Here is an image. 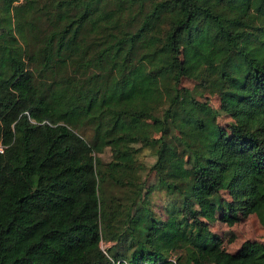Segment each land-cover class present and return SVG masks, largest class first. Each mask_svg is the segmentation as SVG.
<instances>
[{
  "label": "trees",
  "instance_id": "16d2710c",
  "mask_svg": "<svg viewBox=\"0 0 264 264\" xmlns=\"http://www.w3.org/2000/svg\"><path fill=\"white\" fill-rule=\"evenodd\" d=\"M0 30V264H264L211 226H264V0H0ZM142 149L189 175L146 188Z\"/></svg>",
  "mask_w": 264,
  "mask_h": 264
},
{
  "label": "rangeland",
  "instance_id": "374dc122",
  "mask_svg": "<svg viewBox=\"0 0 264 264\" xmlns=\"http://www.w3.org/2000/svg\"><path fill=\"white\" fill-rule=\"evenodd\" d=\"M10 39L8 36L1 32L0 30V42H9ZM183 82L186 85H190V81ZM210 103L216 107L217 101L214 98L210 99ZM218 122L224 123L227 121V117L219 116L217 118ZM136 141L132 144L136 145ZM103 158H107V151H104L102 154ZM137 161L145 165L143 169L139 171V180H145L146 188H151L155 182L157 176H161L163 179L170 182L176 183L181 177L189 175V165L185 162H181L180 166L177 168L162 167L155 170H148V167L152 164L154 156L147 150L142 149L136 155ZM153 199L159 201L160 197L157 193H153ZM158 196V197H157ZM212 228L221 233L223 237L222 245L227 251H232L238 244L244 239H252L253 241L264 242V226H261L256 217L253 214H248L243 220L232 223L230 225L225 224L222 221H215L212 225ZM105 244L101 243V247H104Z\"/></svg>",
  "mask_w": 264,
  "mask_h": 264
},
{
  "label": "built area",
  "instance_id": "2783aa9c",
  "mask_svg": "<svg viewBox=\"0 0 264 264\" xmlns=\"http://www.w3.org/2000/svg\"><path fill=\"white\" fill-rule=\"evenodd\" d=\"M1 148H2V145L0 144V150H1Z\"/></svg>",
  "mask_w": 264,
  "mask_h": 264
}]
</instances>
